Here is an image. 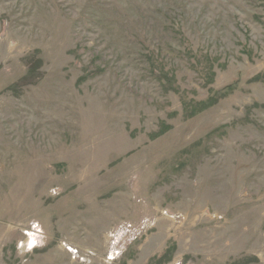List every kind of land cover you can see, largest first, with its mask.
I'll return each mask as SVG.
<instances>
[{"label":"rangeland","instance_id":"1","mask_svg":"<svg viewBox=\"0 0 264 264\" xmlns=\"http://www.w3.org/2000/svg\"><path fill=\"white\" fill-rule=\"evenodd\" d=\"M0 264H264V0H0Z\"/></svg>","mask_w":264,"mask_h":264},{"label":"clouds","instance_id":"2","mask_svg":"<svg viewBox=\"0 0 264 264\" xmlns=\"http://www.w3.org/2000/svg\"><path fill=\"white\" fill-rule=\"evenodd\" d=\"M55 192H56V190H55V189H53V194H55ZM35 243H36V241H35V240H33V241H32V243H31V244H29V250L31 249L32 245H33V244H35Z\"/></svg>","mask_w":264,"mask_h":264}]
</instances>
